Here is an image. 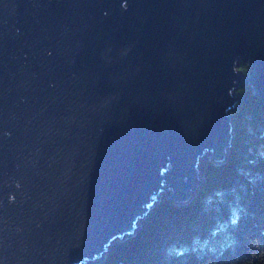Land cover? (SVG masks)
Wrapping results in <instances>:
<instances>
[{
	"label": "water",
	"instance_id": "1",
	"mask_svg": "<svg viewBox=\"0 0 264 264\" xmlns=\"http://www.w3.org/2000/svg\"><path fill=\"white\" fill-rule=\"evenodd\" d=\"M245 86L264 115V0H0V264H98L190 203Z\"/></svg>",
	"mask_w": 264,
	"mask_h": 264
},
{
	"label": "trees",
	"instance_id": "2",
	"mask_svg": "<svg viewBox=\"0 0 264 264\" xmlns=\"http://www.w3.org/2000/svg\"><path fill=\"white\" fill-rule=\"evenodd\" d=\"M249 69L241 60L239 70ZM239 93L227 161L202 160L206 183L194 199L163 197L98 264H264V115L251 86Z\"/></svg>",
	"mask_w": 264,
	"mask_h": 264
}]
</instances>
